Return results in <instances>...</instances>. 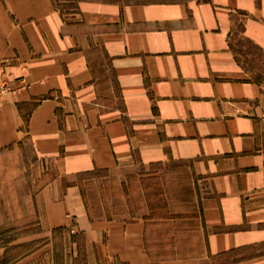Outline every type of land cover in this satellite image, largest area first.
<instances>
[{
    "label": "crops",
    "instance_id": "0c3cea01",
    "mask_svg": "<svg viewBox=\"0 0 264 264\" xmlns=\"http://www.w3.org/2000/svg\"><path fill=\"white\" fill-rule=\"evenodd\" d=\"M0 60L18 89L0 155L27 143L54 170L32 200L39 236L81 232L85 264H264V0H0ZM173 165L187 208L84 209L79 176Z\"/></svg>",
    "mask_w": 264,
    "mask_h": 264
},
{
    "label": "rangeland",
    "instance_id": "374dc122",
    "mask_svg": "<svg viewBox=\"0 0 264 264\" xmlns=\"http://www.w3.org/2000/svg\"><path fill=\"white\" fill-rule=\"evenodd\" d=\"M152 170L154 175L125 182L105 173L79 176L78 187L89 217L129 222L144 215L148 201L150 215H162L164 194H173L176 208H187L192 190L186 170L180 165ZM52 176L49 160L34 159L27 143L0 155V248L4 250L0 264H13L17 258L22 264H85L81 232L38 235L32 200Z\"/></svg>",
    "mask_w": 264,
    "mask_h": 264
},
{
    "label": "built area",
    "instance_id": "2783aa9c",
    "mask_svg": "<svg viewBox=\"0 0 264 264\" xmlns=\"http://www.w3.org/2000/svg\"><path fill=\"white\" fill-rule=\"evenodd\" d=\"M4 65V62H2V60H0V68L1 66ZM17 88L13 87L11 82H9L8 80H2L0 82V106L4 103L7 102L10 97H12L16 92H17ZM263 115L262 118L264 119V107H263Z\"/></svg>",
    "mask_w": 264,
    "mask_h": 264
},
{
    "label": "trees",
    "instance_id": "16d2710c",
    "mask_svg": "<svg viewBox=\"0 0 264 264\" xmlns=\"http://www.w3.org/2000/svg\"><path fill=\"white\" fill-rule=\"evenodd\" d=\"M61 230H63V229H61V228H57V229L54 230L53 234H54L55 232H58V231L61 232Z\"/></svg>",
    "mask_w": 264,
    "mask_h": 264
}]
</instances>
